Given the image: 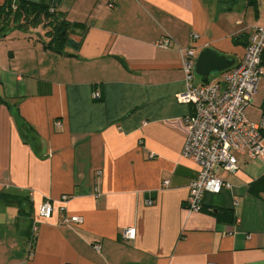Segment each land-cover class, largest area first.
<instances>
[{
    "label": "crops",
    "instance_id": "0c3cea01",
    "mask_svg": "<svg viewBox=\"0 0 264 264\" xmlns=\"http://www.w3.org/2000/svg\"><path fill=\"white\" fill-rule=\"evenodd\" d=\"M51 2L83 24L78 49L19 34L0 50V264H264V154H239L238 172L222 174L230 186L190 211L198 166L179 124L193 106L177 100L181 50L235 65L264 24L263 0ZM246 115L264 117V77ZM74 215L83 222H63Z\"/></svg>",
    "mask_w": 264,
    "mask_h": 264
},
{
    "label": "built area",
    "instance_id": "2783aa9c",
    "mask_svg": "<svg viewBox=\"0 0 264 264\" xmlns=\"http://www.w3.org/2000/svg\"><path fill=\"white\" fill-rule=\"evenodd\" d=\"M170 39L165 37L158 45L168 47ZM181 52L188 85L184 92L177 95V100L193 106L192 113L179 124L186 133L183 156L198 166V174L189 185L186 205L190 211L196 212L203 207L205 192L218 193L223 187L230 186L222 174L238 172L239 154H247L250 158H259L264 154V117L255 123L246 115V108L252 104L264 77V24L250 31L244 55L238 63L222 77L200 85L193 84L197 62L194 50L189 48ZM93 95L98 98L100 94L94 92ZM68 198V195H63L61 200L66 202ZM53 213L54 206L50 200L39 206L42 218H50ZM63 222L81 224L83 219L74 215L64 218ZM122 235L125 239H134L136 228L128 227ZM94 247L100 249L99 244Z\"/></svg>",
    "mask_w": 264,
    "mask_h": 264
},
{
    "label": "trees",
    "instance_id": "16d2710c",
    "mask_svg": "<svg viewBox=\"0 0 264 264\" xmlns=\"http://www.w3.org/2000/svg\"><path fill=\"white\" fill-rule=\"evenodd\" d=\"M83 24L68 20L51 0L33 2L29 0H13L0 3V35L6 36L19 29L42 28L47 38L44 47L58 53H65L66 48L78 49L73 35ZM247 45V44H246ZM264 56V53H263ZM204 80L208 81L207 78Z\"/></svg>",
    "mask_w": 264,
    "mask_h": 264
},
{
    "label": "water",
    "instance_id": "95a60500",
    "mask_svg": "<svg viewBox=\"0 0 264 264\" xmlns=\"http://www.w3.org/2000/svg\"><path fill=\"white\" fill-rule=\"evenodd\" d=\"M235 60L224 57L210 48L203 50L196 62V73L201 77H208L214 71H224L232 67Z\"/></svg>",
    "mask_w": 264,
    "mask_h": 264
},
{
    "label": "rangeland",
    "instance_id": "374dc122",
    "mask_svg": "<svg viewBox=\"0 0 264 264\" xmlns=\"http://www.w3.org/2000/svg\"><path fill=\"white\" fill-rule=\"evenodd\" d=\"M41 33H43V34H41ZM19 34H26V35L28 34V36H32L33 37V43H35V42H40L41 43V41H43V40L46 41L45 37H44V30L42 28L30 29L28 31H21L19 29H16V30L12 31L10 34H8L6 36L8 38H6V39H3L2 36L0 35V42H2L1 46H0V50H2V51H8L10 49L13 50L14 48L9 47V46H12L13 44L19 42V39L16 38L17 36L18 37L21 36ZM40 37L41 38L44 37L43 40ZM4 45H8L9 48L4 49ZM15 46H18V45H15ZM215 74H217L216 71L212 72L211 76H213ZM195 77H196V80H195V82L193 84L200 85L203 82L202 77L197 75V74L195 75ZM220 77H222V75Z\"/></svg>",
    "mask_w": 264,
    "mask_h": 264
}]
</instances>
